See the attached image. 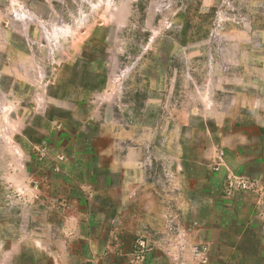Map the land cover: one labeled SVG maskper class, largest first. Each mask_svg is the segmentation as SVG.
<instances>
[{"label": "rangeland", "instance_id": "1", "mask_svg": "<svg viewBox=\"0 0 264 264\" xmlns=\"http://www.w3.org/2000/svg\"><path fill=\"white\" fill-rule=\"evenodd\" d=\"M261 126L264 0H0V172L29 166L38 196L95 231L100 262L114 243L120 264H264L258 221L225 238L206 217L227 195L211 187L234 188L227 161L264 173ZM30 200L0 180V264L86 262L56 234L61 205ZM141 203L163 208L161 229L130 223Z\"/></svg>", "mask_w": 264, "mask_h": 264}, {"label": "crops", "instance_id": "2", "mask_svg": "<svg viewBox=\"0 0 264 264\" xmlns=\"http://www.w3.org/2000/svg\"><path fill=\"white\" fill-rule=\"evenodd\" d=\"M264 127V126H261ZM17 139V138H15ZM15 155H19V152L16 151L14 153ZM241 161H247L244 160V157H241V155L237 154L236 157V161H227L226 164V171L227 173H229V175H231V177H229V183L230 185L234 188L236 187V185H238V183H241L240 181L246 182V184H250V186L252 187L251 191L252 194H250V196L247 195V197L243 196V198H241V196L239 194H237L236 192V188L233 190H228L227 185L226 188L224 186L223 190L220 187L217 186H212L211 189H214V191H221L224 193H227L226 196L223 197V202L224 204L221 206H216L215 209L216 212L219 210V214H216V212H212L209 210V208L207 209L208 211V216L206 217H217L219 220V229L221 231V234L225 237V238H229L232 235L228 232L227 228H230L231 225L237 221H240L241 219L244 221L243 224L247 223V221H250L251 223L253 221H258L256 222V226H258L256 228V226H250V229H252V234H254L252 237L255 240V244L253 247V255L255 257H258L257 255L260 254V256H264V173H260V174H251L250 177L245 176V168H242L241 165ZM258 163H261L262 160H256ZM255 161V162H256ZM263 164V163H262ZM241 165V166H240ZM31 168L28 166L24 167H9L6 170H1L0 172V180L3 181V183L5 185H7V187L13 192L16 193L17 195H30L32 197L35 198V200H30L29 203H31L30 205H35L36 203H38L41 206L46 205V203H52V202H58L60 206L58 213H51L50 215L54 218L59 219L58 222V226L56 234L59 238H65V240L67 238L71 239H77L78 242L81 243V253L84 256H87L86 258V262H81L78 264H106L104 262H100V260H102V256L103 255V251L104 249L101 248L100 243L98 242L97 238L98 236H95L92 229L86 227L85 228V224L81 223L78 224L79 222L77 220H75V217H71V215L68 214V212L65 211L64 207H62V204L60 201L58 200H48L45 201L41 196H38V190H37V185H33L32 184V179H33V175L31 173ZM225 171L222 170V173H224ZM215 180L213 182H217L219 183V178L215 177ZM217 179V180H216ZM55 187V186H54ZM245 187V186H244ZM210 189V190H211ZM38 196V198H37ZM231 197V198H230ZM220 202H222V198H220ZM127 200L125 201V208H127ZM154 208V209H153ZM48 213V212H47ZM50 213V212H49ZM48 213V215H49ZM163 208L160 206H155L151 208V205L147 206L146 204H140V212L135 215V214H129L130 216V223L133 224L134 222H137L139 226H149L151 228L154 229H161L160 224L163 221ZM73 221V222H72ZM89 220H87L88 222ZM91 221V220H90ZM208 221H213L212 218H209ZM225 224H228L227 228L225 227ZM133 226V225H132ZM237 226L240 227V224L238 222ZM249 226V225H248ZM213 227H217V225H214ZM247 228V227H246ZM246 228L241 227V229L239 230V233H237L235 235V246H229L228 248L234 253H236L237 256H241V255H245V251L244 248L241 247V244L244 242V238L246 237V235L248 234L246 231ZM41 234H38L37 237L41 238V237H45V233L47 232L46 228L40 229V231H38ZM45 232V233H44ZM133 234H135L134 230H131L127 233H125V236L127 238H130L133 236ZM250 234V235H252ZM110 238L116 240L117 238H120V236H116V234L112 233L110 234ZM114 245L112 249V259L110 257V262H108V264H120L118 262L117 259V254L118 252V247L116 244L112 243V246ZM19 246V251L17 254H21L23 251V246H21V244L18 245ZM42 244L40 243H35L33 241V244L30 241L29 244V249L36 254L37 251H39L42 248ZM45 246V245H44ZM59 251H60V256L61 254L65 255V253L67 254V248L64 246L63 248L59 246ZM63 250V251H62ZM57 254L56 252H52L50 251V257L51 259L53 258L54 261L56 262H51V260H47V262L43 263V264H67V263H63L61 262V259L59 260L60 262H57L58 258L61 257H57L59 255H57L55 257V255ZM59 254V253H58ZM111 255V254H110ZM66 256V255H65ZM45 260V259H44ZM151 262H147L145 261L144 263H131V264H162L161 261H159L158 259H151ZM35 264V261L34 263ZM38 264V263H36ZM70 264V263H69ZM77 264V263H76ZM170 264H179L177 263H173L170 262Z\"/></svg>", "mask_w": 264, "mask_h": 264}, {"label": "built area", "instance_id": "3", "mask_svg": "<svg viewBox=\"0 0 264 264\" xmlns=\"http://www.w3.org/2000/svg\"><path fill=\"white\" fill-rule=\"evenodd\" d=\"M139 246L143 249V248H144V247H143V242H141Z\"/></svg>", "mask_w": 264, "mask_h": 264}]
</instances>
